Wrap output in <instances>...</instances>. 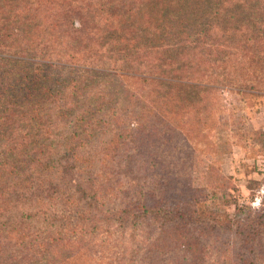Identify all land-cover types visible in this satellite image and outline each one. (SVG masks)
I'll list each match as a JSON object with an SVG mask.
<instances>
[{"label": "rangeland", "instance_id": "374dc122", "mask_svg": "<svg viewBox=\"0 0 264 264\" xmlns=\"http://www.w3.org/2000/svg\"><path fill=\"white\" fill-rule=\"evenodd\" d=\"M53 71L57 77L45 80L40 98L12 109L14 128L46 134L33 141L46 150L26 162L0 154V264L23 257L24 264H65L54 243L64 238L77 257L91 254L80 264H264V91L218 86L199 94L186 149L167 140L166 128L136 130L141 118L159 121L148 98L137 95L139 81L71 65ZM81 76L93 82L91 109L56 108ZM176 113L182 117L181 107ZM30 117L44 121L21 125ZM44 156L49 162L39 161ZM175 177L192 189L174 191L177 180L165 188ZM7 192L13 195L5 203ZM142 205L162 210L151 218ZM178 226L182 234L172 235Z\"/></svg>", "mask_w": 264, "mask_h": 264}, {"label": "trees", "instance_id": "16d2710c", "mask_svg": "<svg viewBox=\"0 0 264 264\" xmlns=\"http://www.w3.org/2000/svg\"><path fill=\"white\" fill-rule=\"evenodd\" d=\"M66 65L139 81L143 92L136 93L153 104L152 118L158 115L159 121L141 118L136 130L152 123L151 134L166 128L168 132L161 131L171 136L168 141L191 149L188 127L195 97L218 86L264 91V0H0V154L10 162L34 161L46 150L33 144L46 134L22 135L23 130L14 128L12 109L40 98L45 80L57 77L53 68ZM82 76L68 85L69 99L53 102L56 108L70 113L82 106L84 114L91 109L93 82ZM33 106L40 112V105ZM180 107L181 118L176 113ZM43 121L30 117L21 125L34 127ZM165 181V188L175 183L174 191L192 189L188 179L183 186L176 177ZM11 195L6 193L5 203ZM144 208L151 218L162 210ZM183 230L178 226L169 232L178 236ZM68 241L54 240L67 255L65 264H80V256L91 255L84 250L77 257ZM156 245L159 250L166 244ZM182 245L183 250L189 247ZM40 247L41 254H49L48 242ZM24 263L23 257L19 264Z\"/></svg>", "mask_w": 264, "mask_h": 264}]
</instances>
